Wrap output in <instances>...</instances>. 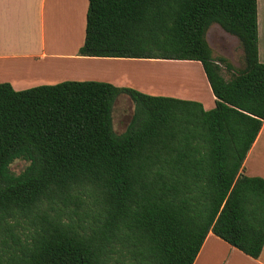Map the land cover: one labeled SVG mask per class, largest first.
I'll return each instance as SVG.
<instances>
[{"label":"trees","instance_id":"trees-1","mask_svg":"<svg viewBox=\"0 0 264 264\" xmlns=\"http://www.w3.org/2000/svg\"><path fill=\"white\" fill-rule=\"evenodd\" d=\"M214 23L239 39L241 68L214 56ZM79 52L198 61L216 105L97 80L0 83V264H194L210 232L258 258L264 178L243 173L264 124L258 0H89ZM118 97L134 103L122 133Z\"/></svg>","mask_w":264,"mask_h":264},{"label":"crops","instance_id":"crops-1","mask_svg":"<svg viewBox=\"0 0 264 264\" xmlns=\"http://www.w3.org/2000/svg\"><path fill=\"white\" fill-rule=\"evenodd\" d=\"M88 6L89 0H0V83L9 82L16 90H22L67 80H97L121 87H132L152 95L156 94L137 85L118 80L122 79L121 76L130 65H135L138 69L143 67L140 64L160 63L164 59L96 57L80 54L79 50L85 42ZM258 30L259 59L264 63L260 16H258ZM225 33L228 32L218 23L211 25L207 32L211 47L214 44V37L223 42L224 48H226L227 40H233L239 44L236 36L232 35L236 37L235 40L227 36L231 35L230 33ZM69 36H73L74 39L67 49L54 48L55 44H60ZM173 63L198 65L197 68L188 67V72L195 69L199 71L200 81L206 85L210 99L206 102L201 98L183 94L165 92L159 94L195 99L200 101L207 110L215 107L216 97L202 64L194 60H174ZM144 67H147L143 69L146 71L149 68L146 65ZM146 71L139 72L138 77L141 78L142 81L139 80V83L144 88L149 87L150 84L146 85V81H150L151 77ZM188 75L190 76V73ZM243 173L264 178V124L247 154ZM194 264H264V247L260 256L254 258L210 232Z\"/></svg>","mask_w":264,"mask_h":264},{"label":"rangeland","instance_id":"rangeland-1","mask_svg":"<svg viewBox=\"0 0 264 264\" xmlns=\"http://www.w3.org/2000/svg\"><path fill=\"white\" fill-rule=\"evenodd\" d=\"M258 16H260L261 18V47L264 51V38H263L264 0H258ZM227 36H230L236 40V37L232 35H227ZM73 39H74L73 36H69L67 40L61 41L60 44H55L54 48L58 50L67 49L68 45L72 43ZM227 41L228 42H226V48H224L222 47L223 42H221L218 38L215 37L213 38L214 44L212 45V47L214 49V56L226 57L233 64L235 70L239 69L244 65L243 50L240 44H237L236 41L233 40H227ZM173 62L174 60H164L161 61L160 63L140 64L143 67L138 69L136 68L135 65H130V67L128 66L126 69L124 68L126 71L121 76L122 79L118 81L131 83L143 89L153 91L154 93H156L153 95H163V94H159L161 92L173 93V94L177 93V94L198 97L208 102L210 99V96L208 94L210 93L206 85L200 81L199 71L195 69L191 72H188L189 70L187 69L188 67L197 68L198 65L175 64ZM145 65L149 67L147 71L143 70L144 68H147L144 67ZM141 71L149 72L150 76L152 77L149 78L150 81L148 82L146 81V85L150 84L149 87L147 86V88H144L139 83V80H141V78L138 77H139V72L142 73ZM188 73H190V76L188 75ZM232 73H233L232 71L223 69V74L227 79L231 77ZM149 88H153V89H149ZM163 96H168V95H163ZM119 98L120 97H118V99ZM133 110H134V103L128 97L120 98L118 101L115 102L112 115H113L114 129L117 133H122L126 130V127L130 121V117L133 113ZM27 165H28V161L24 159H18L11 164L10 169L12 173L20 174L27 167Z\"/></svg>","mask_w":264,"mask_h":264}]
</instances>
